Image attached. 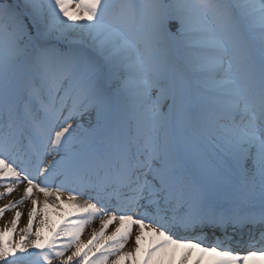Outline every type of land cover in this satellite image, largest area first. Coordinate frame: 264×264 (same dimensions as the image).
I'll return each instance as SVG.
<instances>
[{"label": "snow or ice", "instance_id": "snow-or-ice-1", "mask_svg": "<svg viewBox=\"0 0 264 264\" xmlns=\"http://www.w3.org/2000/svg\"><path fill=\"white\" fill-rule=\"evenodd\" d=\"M24 182L0 264H264V0H0V197Z\"/></svg>", "mask_w": 264, "mask_h": 264}, {"label": "bare ground", "instance_id": "bare-ground-1", "mask_svg": "<svg viewBox=\"0 0 264 264\" xmlns=\"http://www.w3.org/2000/svg\"><path fill=\"white\" fill-rule=\"evenodd\" d=\"M52 157L49 156L46 158V163L47 161L51 160ZM37 183H39V181H37ZM26 183H21L17 186L16 190L11 194V195H5L3 197H0V207H3L7 204H9L10 202H13L15 200L20 199V197L23 194V189L25 187ZM6 191V187L3 184H0V192H5ZM60 193H64L63 190ZM39 195L41 202L44 199L43 193H36L34 190V195H33V199L36 198V195ZM65 195V194H64ZM63 197V200L65 201V203H68V199L66 198V195ZM80 196V195H79ZM87 197V196H86ZM49 199V204H53L54 202V195L48 198ZM73 203H83V201H80L77 197L76 199L73 201ZM42 203L40 205L37 206L38 208V216L36 221L34 222V230L35 227L39 226V219L41 218V216L43 215L42 213H40V208H42ZM32 207L31 205V200H26L23 204H20L17 206L18 210L21 211L23 213L19 224H18V229L20 228H24L27 225L28 222V211L30 210V208ZM7 214V219H5L3 221L5 229L11 227V223L10 221L13 219L14 215H15V210L14 209H9L7 211H5ZM76 214V210L72 209L71 207H65L63 205L59 206V207H54V208H50L49 212H48V220L51 223H59L62 222L63 218H67L69 216H74ZM94 225H98L97 226V230L100 228V218H96L94 220H92V223L90 222L88 225L85 226V229L81 235V240L84 241L85 243L88 241V239H90L91 234H92V230L94 229ZM114 229V224L110 225L109 228L106 230V234L110 233L112 230ZM209 231V230H207ZM196 232H188L186 234L188 235H193ZM258 233V232H257ZM256 233V237H259V235ZM135 230L133 231V235L132 238L129 240L128 244L126 245V250L131 249L134 246V238H135ZM182 234V233H181ZM19 231H17L16 234H14V239L18 240L19 239ZM212 238V237H211ZM208 239V238H207ZM213 239V238H212ZM209 240V239H208ZM210 241V240H209ZM237 250H243V249H237ZM73 251H75V247L71 248L68 250V252L66 253V255H70ZM55 264H58V262H56Z\"/></svg>", "mask_w": 264, "mask_h": 264}, {"label": "rangeland", "instance_id": "rangeland-1", "mask_svg": "<svg viewBox=\"0 0 264 264\" xmlns=\"http://www.w3.org/2000/svg\"><path fill=\"white\" fill-rule=\"evenodd\" d=\"M26 182H24V184H25ZM64 193L63 194H65L66 195V198L68 199V197H69V195H70V192L69 191H63ZM67 192V193H66ZM63 194L62 193H59V195L61 196V198L63 199ZM64 195V196H65ZM52 197V196H51ZM55 197V196H54ZM5 219H7V214H6V212L3 214V216L2 217H0V229H5V226H4V223H3V221L5 220ZM91 223H92V221H91ZM97 226L98 225H94L93 227H94V229H96L97 228ZM114 227H115V225H114ZM110 260H114L115 259V257L114 256H112V257H110L109 258ZM56 262H58V261H53V264H55Z\"/></svg>", "mask_w": 264, "mask_h": 264}]
</instances>
